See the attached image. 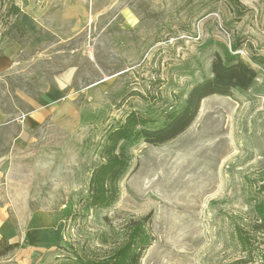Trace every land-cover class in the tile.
Instances as JSON below:
<instances>
[{"label":"rangeland","instance_id":"1","mask_svg":"<svg viewBox=\"0 0 264 264\" xmlns=\"http://www.w3.org/2000/svg\"><path fill=\"white\" fill-rule=\"evenodd\" d=\"M14 4L27 15L23 37L11 29ZM216 54L264 59V0H0V235L35 212L60 229L58 245L27 264L109 258L144 217L153 243L141 264L240 258L234 223L251 220L248 197L264 178V65L253 64L249 90L202 100L178 138L119 147L112 206L97 207L91 184L106 133L135 112L163 125ZM70 68L77 113L20 135V120ZM18 258L0 253V264Z\"/></svg>","mask_w":264,"mask_h":264},{"label":"trees","instance_id":"2","mask_svg":"<svg viewBox=\"0 0 264 264\" xmlns=\"http://www.w3.org/2000/svg\"><path fill=\"white\" fill-rule=\"evenodd\" d=\"M237 5V3H235ZM9 14L12 18L11 29L23 37L27 33L23 23V13L17 5H10ZM236 47L234 50L236 51ZM210 76L197 82L187 92L183 103L172 107L165 116L163 125L151 127L150 121L138 113H130L120 126L106 133L99 154L105 161L103 166L93 171L92 186L101 190L98 208L106 209L118 200L119 173L124 170L119 164L116 151L128 142L139 139L148 145H163L186 131L196 118L200 102L209 96L230 97L233 90L247 91L258 78L253 64L263 66L262 57H252L249 61L243 58H222L218 54L211 61ZM184 94H182L183 96ZM119 174V176H116ZM250 184V180H246ZM264 178L256 181L255 196L248 197V206L252 214L249 221L234 223L233 237L240 258L229 264H264ZM107 189V190H106ZM150 219L144 217L138 221H129L126 225V236L120 246L113 249L109 258L104 260L87 256H74L67 264H141L143 254L153 243L148 233Z\"/></svg>","mask_w":264,"mask_h":264},{"label":"crops","instance_id":"3","mask_svg":"<svg viewBox=\"0 0 264 264\" xmlns=\"http://www.w3.org/2000/svg\"><path fill=\"white\" fill-rule=\"evenodd\" d=\"M22 13L24 15L23 23L25 24L27 15L23 11ZM27 26L26 24V28ZM1 60L3 59L1 58ZM73 74L72 68L66 70L63 73V77L57 79V86H49L46 89L41 96L38 107L20 120L19 123L22 127L20 135L45 125L49 118L61 121L66 115L72 116L77 113L74 107H76L79 99L78 97L72 99L76 92L71 93V89L68 88ZM91 86L93 85L84 86L79 90L84 93L88 89L90 90ZM66 90H69L70 93H63ZM78 95L76 94V96ZM1 175L2 172L0 177ZM3 219L5 220V216ZM48 222L49 220H42V216L35 212L23 221L20 232L15 226L9 228V226L5 227L3 225L5 229H2L4 233L0 235V253H6V255L12 253L14 256L19 257L18 259L23 261V264H27L31 259L40 260L42 252L51 250L59 242L60 229L53 224H48ZM8 224L11 225L12 223ZM7 249L8 251L6 252Z\"/></svg>","mask_w":264,"mask_h":264}]
</instances>
